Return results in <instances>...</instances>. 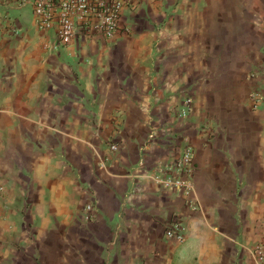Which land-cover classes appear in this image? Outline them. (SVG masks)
I'll return each instance as SVG.
<instances>
[{
  "label": "crops",
  "instance_id": "0c3cea01",
  "mask_svg": "<svg viewBox=\"0 0 264 264\" xmlns=\"http://www.w3.org/2000/svg\"><path fill=\"white\" fill-rule=\"evenodd\" d=\"M121 20L61 46L0 0V264H264V0ZM185 147L188 194L155 178Z\"/></svg>",
  "mask_w": 264,
  "mask_h": 264
},
{
  "label": "built area",
  "instance_id": "2783aa9c",
  "mask_svg": "<svg viewBox=\"0 0 264 264\" xmlns=\"http://www.w3.org/2000/svg\"><path fill=\"white\" fill-rule=\"evenodd\" d=\"M138 0H24L32 6L36 24L41 29H55L56 41L66 46L78 37L99 35L112 40L122 30L121 19L126 10L135 7ZM180 116H186L192 110V100L183 97ZM112 150L116 146L110 147ZM193 152L183 148L170 163L159 166L156 182L164 189L177 190L188 194L193 174ZM1 190V189H0ZM93 210L92 204H86V215ZM168 239L181 242L184 238L182 229L176 220H170L164 230ZM257 259L264 262V247L255 249Z\"/></svg>",
  "mask_w": 264,
  "mask_h": 264
}]
</instances>
